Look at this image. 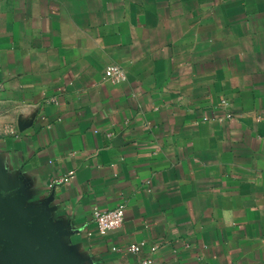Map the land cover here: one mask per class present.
<instances>
[{
  "label": "crops",
  "instance_id": "crops-1",
  "mask_svg": "<svg viewBox=\"0 0 264 264\" xmlns=\"http://www.w3.org/2000/svg\"><path fill=\"white\" fill-rule=\"evenodd\" d=\"M0 196L41 264H264V0H0Z\"/></svg>",
  "mask_w": 264,
  "mask_h": 264
},
{
  "label": "built area",
  "instance_id": "built-area-1",
  "mask_svg": "<svg viewBox=\"0 0 264 264\" xmlns=\"http://www.w3.org/2000/svg\"><path fill=\"white\" fill-rule=\"evenodd\" d=\"M104 76L112 81H120L124 78L123 69L118 65L108 66ZM125 217L124 204H118L114 208L101 210L98 207L92 208V220L100 233H106L119 228ZM130 250L136 251L138 247L133 245ZM142 264H149V261H142Z\"/></svg>",
  "mask_w": 264,
  "mask_h": 264
},
{
  "label": "water",
  "instance_id": "water-1",
  "mask_svg": "<svg viewBox=\"0 0 264 264\" xmlns=\"http://www.w3.org/2000/svg\"><path fill=\"white\" fill-rule=\"evenodd\" d=\"M0 214L15 238V243L24 255L28 264H41L34 251V244L28 241L24 235L21 224L8 210L5 200L0 196Z\"/></svg>",
  "mask_w": 264,
  "mask_h": 264
}]
</instances>
